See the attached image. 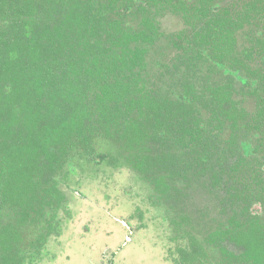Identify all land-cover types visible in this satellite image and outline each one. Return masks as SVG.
Segmentation results:
<instances>
[{
	"label": "trees",
	"instance_id": "trees-1",
	"mask_svg": "<svg viewBox=\"0 0 264 264\" xmlns=\"http://www.w3.org/2000/svg\"><path fill=\"white\" fill-rule=\"evenodd\" d=\"M74 153L208 199L188 264H264V0H0V264L38 256Z\"/></svg>",
	"mask_w": 264,
	"mask_h": 264
},
{
	"label": "rangeland",
	"instance_id": "rangeland-1",
	"mask_svg": "<svg viewBox=\"0 0 264 264\" xmlns=\"http://www.w3.org/2000/svg\"><path fill=\"white\" fill-rule=\"evenodd\" d=\"M161 25L166 32L182 28L181 21L173 15L165 16L161 20ZM97 145L100 151L108 148L103 140L97 141ZM72 162L74 166L76 165V174L69 178H67L68 174L64 175L63 179L67 180L72 188L82 191L83 196L76 198L73 193L68 192L69 186L67 189L61 185L67 196L71 215L64 218L59 234L47 236L45 250L39 256L40 259L27 261L26 264H101L99 250L103 247L104 235L98 231L82 241L74 242L73 236L79 238L83 225L91 223L93 226L98 225L105 211H111L129 220L137 230L133 245L136 251L132 249L136 255L135 258L128 259L133 260L131 264H174L171 255L176 245L180 242L184 244L189 232L202 237L203 232L209 231L212 220L217 217L218 211L208 203V199L206 202L200 201L195 193H191L193 198L181 201L179 204L174 199L164 197V199L160 198V203L156 205L151 201V196L155 195L153 187L128 166L116 164L117 166L96 167L90 163L91 158L87 155L85 158L77 156ZM207 204H209L208 210L204 207ZM62 217L60 213L58 218ZM95 218L100 220L95 222ZM180 218L181 224L184 223L183 233L181 229L177 232L173 227L172 220L179 221ZM200 223L203 225H199ZM110 224L117 228L114 222ZM96 230H100V227H96ZM35 232L34 228L27 227L23 234L26 243L35 237ZM114 239L113 236L112 240ZM68 245L72 246L70 258L67 256L61 258L65 255L63 252ZM22 246L24 250L30 251L28 244ZM209 250L213 252L212 258H217L216 249Z\"/></svg>",
	"mask_w": 264,
	"mask_h": 264
},
{
	"label": "flooded vegetation",
	"instance_id": "flooded-vegetation-1",
	"mask_svg": "<svg viewBox=\"0 0 264 264\" xmlns=\"http://www.w3.org/2000/svg\"><path fill=\"white\" fill-rule=\"evenodd\" d=\"M77 156H81V157L85 158L86 154L74 153L73 158L71 160H69V162H67V164L63 168V171L59 175H57V177L55 178V180L57 182V188L60 191L61 199L52 205V208L53 207H56V208L54 210H52V211H54V221L52 223V231L49 234V236L52 234H57V233L59 234L61 232L63 222L65 221V219L67 217H69V215H71V208L69 209L70 205L68 203L67 196H66L64 190L62 189V186L65 188H67L69 186L68 192L70 191L71 193H73L74 197H76V198H80L83 196L82 191H80L79 189L72 188V186L69 183H67V180L63 179L64 175L68 174L67 178H69L71 175L76 174V165L74 166V164H72L73 163L72 161ZM90 163H92L96 167H100V166H104V165L105 166H114V165L108 164L105 161L97 163L95 161V159H92V158H91ZM61 174H62V176H61ZM151 197H152L151 201L153 203H155L156 205L158 203H160V199L157 198L156 193H155V195L153 194ZM46 210L48 212L49 208H47ZM60 213H62V216H63L61 219L58 218V216H60ZM165 219L170 222L169 219H167V218H165ZM99 220H100L99 218H95L94 221L97 222ZM172 221L174 222L173 227L175 228V231L180 232V229L182 230L184 227L183 226L184 223L178 224L177 222H179V221H177V220L176 221L172 220ZM111 222H114V224H116L117 228L116 227L114 228L112 226V224H110ZM35 227H33V228L36 229ZM96 227H100V230H96ZM81 228L82 229H81L80 233H82V234L79 236V238L76 236H73L74 237L73 242L77 241V240L82 241L87 236H90L94 232H98V231L104 235L105 241H104L103 247L101 248V250H99V256H100L99 260L101 261V264H131V262L133 260H128V259L130 257L135 258L136 254L134 252L136 250H134L133 245H134V242L136 239V235H137L136 231L137 230L132 226V223L129 220L124 219L122 216H117L116 214H114L111 211H105V213L102 214V218L99 221L98 225L93 226V224L91 223L89 225L88 224L83 225ZM183 232H184V230H182V233ZM190 235H194L196 238L202 240V237H199L198 234L189 232V234H187V238H186L185 243L184 244H182V242L178 243L176 245L174 253H172V255H171L174 264H188L185 260H183L180 257L178 249L182 248V247L183 248L184 247L189 248V236ZM113 236L115 237L114 240H112ZM48 237H46V240ZM179 239H181V238H179ZM73 242H72V244H73ZM210 246L211 245H206V247H205V251H206L207 259H208L209 263L221 258L220 254L217 250H216L218 252L217 258H215V259L212 258L211 253H213V252H210L209 249L213 248V246H211V247ZM71 247H72L71 245H68V247L63 252V254H65V255L64 256L62 255L61 258L65 257V256L70 258L69 254H70ZM132 249L134 250V252L132 251ZM44 250H45V243H44V246H42L38 250V254H37L38 256L35 257L34 259L35 260L40 259L39 256L42 255ZM138 259H142V258H138ZM211 264H213V263H211Z\"/></svg>",
	"mask_w": 264,
	"mask_h": 264
}]
</instances>
